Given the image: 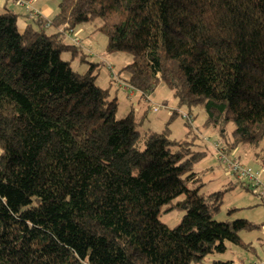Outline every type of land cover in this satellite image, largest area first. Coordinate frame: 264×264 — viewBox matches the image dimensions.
Listing matches in <instances>:
<instances>
[{
  "label": "trees",
  "instance_id": "trees-1",
  "mask_svg": "<svg viewBox=\"0 0 264 264\" xmlns=\"http://www.w3.org/2000/svg\"><path fill=\"white\" fill-rule=\"evenodd\" d=\"M97 18L107 49L132 57L131 88L165 82L179 105L202 107L224 154L250 146L264 167V0H60L23 31L0 13V264H190L226 241L247 247L253 223L216 220L223 191H201L205 151L170 138L177 111L142 131L133 111L116 117L92 67L61 58L76 49L66 34ZM174 209L169 227L159 215Z\"/></svg>",
  "mask_w": 264,
  "mask_h": 264
},
{
  "label": "rangeland",
  "instance_id": "rangeland-1",
  "mask_svg": "<svg viewBox=\"0 0 264 264\" xmlns=\"http://www.w3.org/2000/svg\"><path fill=\"white\" fill-rule=\"evenodd\" d=\"M59 1L37 0L33 6L40 8L42 4H46L52 9L50 15L53 16ZM6 11L17 14L19 31L28 26L38 29L37 23L28 17L25 6L21 7L16 0H0V13ZM100 23V19L97 18L92 22L81 23L67 33L65 41L75 45L76 49L73 52L63 50L61 58L69 60L73 69L79 73L92 67L93 73L97 75L96 83L108 90L109 99L115 98L117 102L116 117L122 118L133 111L135 117L142 121L139 126L142 131L163 130L171 111L176 110L177 114L169 122L170 138L191 141L195 150L205 151L203 158L194 166L197 177L203 183L201 191L205 193L223 191L222 205L215 219L226 221L244 218L253 223L250 230L240 232L241 240L247 247L226 241L224 252L208 254L201 262L190 264H213L215 260H231L233 264H256L264 260V197L260 195L262 187H252L251 180L232 173L222 162L217 144L220 143L221 148L225 143L217 128L204 124L206 115L202 107L193 106L189 109L185 105H179L173 88L163 81L145 96L127 84L128 72L124 67L132 61V57L124 51L107 49L106 36L95 29ZM46 31L52 33L55 28L48 27ZM183 114L192 115L189 126L186 125L187 119ZM232 128V122L225 127L227 140L231 139ZM261 146H264V142ZM253 151L250 146L239 145L228 150L225 156L229 159L238 157L243 164L257 167ZM232 183L234 187L228 188ZM248 183L250 186H247ZM187 186L191 187V183H187ZM182 215L183 210L174 209L161 212L159 218L167 226L172 227L180 221Z\"/></svg>",
  "mask_w": 264,
  "mask_h": 264
},
{
  "label": "built area",
  "instance_id": "built-area-1",
  "mask_svg": "<svg viewBox=\"0 0 264 264\" xmlns=\"http://www.w3.org/2000/svg\"><path fill=\"white\" fill-rule=\"evenodd\" d=\"M18 3L25 5L28 9V17L31 19L39 18L40 13L36 10H32L30 8L29 2H24L22 0H18ZM50 25V21H46V26ZM71 32V31H69ZM76 40V38H75ZM184 118H187L189 121H192V116L188 114H183ZM220 143L217 144V147L220 151V159L222 162L226 164V167L234 174L240 177H246L252 181V187L261 186L262 191L260 195L264 197V167H252L242 163V161L238 157L234 158H227L225 154L222 152L221 148L219 147ZM263 177V178H262ZM264 228V226H263Z\"/></svg>",
  "mask_w": 264,
  "mask_h": 264
},
{
  "label": "crops",
  "instance_id": "crops-1",
  "mask_svg": "<svg viewBox=\"0 0 264 264\" xmlns=\"http://www.w3.org/2000/svg\"><path fill=\"white\" fill-rule=\"evenodd\" d=\"M25 2H29L30 8L32 7V10H36L40 13L41 17L45 18V19H49L52 15H50V13L52 12V9L50 7H48L46 4H42L40 8H36L35 6H33L35 4V2L37 0H22ZM16 3H18V0H16ZM21 7H24L25 5H22L20 3H18ZM25 10L28 13V9L25 6ZM133 94V92H132ZM145 96V95H143ZM143 99V98H141ZM255 162H257L259 164V161L257 159H255ZM263 261V260H262Z\"/></svg>",
  "mask_w": 264,
  "mask_h": 264
}]
</instances>
